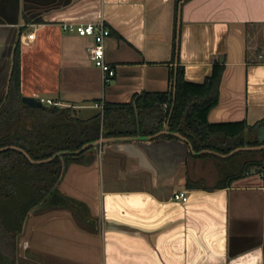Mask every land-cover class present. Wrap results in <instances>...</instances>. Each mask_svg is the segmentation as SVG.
I'll return each instance as SVG.
<instances>
[{
	"label": "crops",
	"instance_id": "0c3cea01",
	"mask_svg": "<svg viewBox=\"0 0 264 264\" xmlns=\"http://www.w3.org/2000/svg\"><path fill=\"white\" fill-rule=\"evenodd\" d=\"M98 22L110 32L106 84L88 58L93 39L60 26ZM16 50L21 96L56 103L44 107L67 110L97 134L88 143H103L59 182L80 208L33 209L15 258L0 264H264V167L240 173L264 148L233 152L264 146V0H0V100ZM215 62L223 72L207 122L247 126L244 146L225 154L233 140L195 148L169 128L167 103L143 106L174 100L177 67L201 84Z\"/></svg>",
	"mask_w": 264,
	"mask_h": 264
},
{
	"label": "trees",
	"instance_id": "16d2710c",
	"mask_svg": "<svg viewBox=\"0 0 264 264\" xmlns=\"http://www.w3.org/2000/svg\"><path fill=\"white\" fill-rule=\"evenodd\" d=\"M222 72L223 65L215 62L211 74L201 84H195L185 80L183 67H177L174 100L172 93L158 94L142 104L150 107L155 103H167L168 112H171L169 128L186 134L195 148L216 150L219 143L233 140L229 147L220 150L223 154L228 153L244 146L245 143L237 139L247 126L244 122H207L208 112L218 102ZM21 98L16 50L8 92L0 100V148L17 147L33 160H44L59 151H77L98 138L96 133L88 135L75 126L76 123L71 124L67 110L44 106L32 109L23 104ZM91 151L92 147H89L77 155H62L38 165L31 164L16 150L0 153V258H15L16 238L27 215L36 207L54 206L74 211L80 208V204L63 194L58 185L67 167L71 163H83ZM241 154L243 152L234 156ZM252 167L263 168L264 161L245 162L241 165V175Z\"/></svg>",
	"mask_w": 264,
	"mask_h": 264
},
{
	"label": "built area",
	"instance_id": "2783aa9c",
	"mask_svg": "<svg viewBox=\"0 0 264 264\" xmlns=\"http://www.w3.org/2000/svg\"><path fill=\"white\" fill-rule=\"evenodd\" d=\"M61 29L68 34H74L79 37H91L93 39L92 45L87 49L88 58L91 63L100 71L103 83H108L114 76V69L105 61V40L110 35L109 30L105 27L103 22L95 24H78V23H62ZM43 104L44 100H40ZM47 104L57 105L56 103L46 101ZM97 106V105H96ZM103 106H101L102 108ZM175 200L182 202L187 201L184 192L175 193Z\"/></svg>",
	"mask_w": 264,
	"mask_h": 264
},
{
	"label": "water",
	"instance_id": "95a60500",
	"mask_svg": "<svg viewBox=\"0 0 264 264\" xmlns=\"http://www.w3.org/2000/svg\"><path fill=\"white\" fill-rule=\"evenodd\" d=\"M21 101H22L23 104H25L26 106H28L29 108H32V109H40V108L43 107V104L37 98L23 96L21 98ZM101 143H103V141H95V142H92V143H88V144L83 145L77 151H59V152H56L55 154H53L51 157H49L47 159H44V160H33V159H31L29 157V155L25 151H23L20 148L13 147V146L0 148V153L3 152V151H6V150H10V149L11 150H16V151L20 152L21 154H23L31 164L38 165V164H42V163L51 162L53 159H55L57 157H60L62 155H69V154L77 155V154L81 153L82 151H84L85 149H87L89 147H92V146H98ZM263 148H264V146L239 148V149H236L233 152H237V151H240L242 149L243 150H260V149H263ZM208 152L213 153V154H216V155H219L218 153H215V152H211V151H208ZM94 157H95L94 155L88 156L86 158V163L87 164L90 163V161H92L94 159Z\"/></svg>",
	"mask_w": 264,
	"mask_h": 264
},
{
	"label": "rangeland",
	"instance_id": "374dc122",
	"mask_svg": "<svg viewBox=\"0 0 264 264\" xmlns=\"http://www.w3.org/2000/svg\"><path fill=\"white\" fill-rule=\"evenodd\" d=\"M43 106H46V103L45 102L43 103ZM256 158L258 159L259 157L256 156Z\"/></svg>",
	"mask_w": 264,
	"mask_h": 264
}]
</instances>
